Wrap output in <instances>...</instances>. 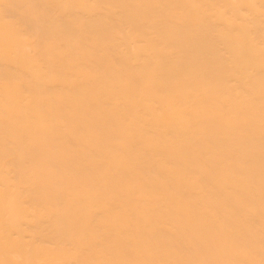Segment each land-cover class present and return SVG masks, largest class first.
<instances>
[{
	"label": "bare ground",
	"instance_id": "obj_1",
	"mask_svg": "<svg viewBox=\"0 0 264 264\" xmlns=\"http://www.w3.org/2000/svg\"><path fill=\"white\" fill-rule=\"evenodd\" d=\"M0 264H264V0H0Z\"/></svg>",
	"mask_w": 264,
	"mask_h": 264
}]
</instances>
